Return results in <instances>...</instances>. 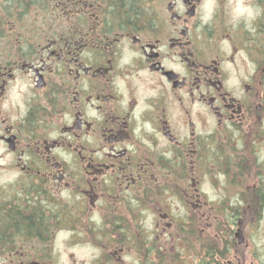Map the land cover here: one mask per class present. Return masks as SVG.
Here are the masks:
<instances>
[{"label": "flooded vegetation", "instance_id": "flooded-vegetation-1", "mask_svg": "<svg viewBox=\"0 0 264 264\" xmlns=\"http://www.w3.org/2000/svg\"><path fill=\"white\" fill-rule=\"evenodd\" d=\"M264 0H0V264H260Z\"/></svg>", "mask_w": 264, "mask_h": 264}, {"label": "rangeland", "instance_id": "rangeland-1", "mask_svg": "<svg viewBox=\"0 0 264 264\" xmlns=\"http://www.w3.org/2000/svg\"><path fill=\"white\" fill-rule=\"evenodd\" d=\"M258 216V221L260 220V218L262 220L258 222V226L254 234V239L257 243L258 248V261L260 264H264V214L262 215V217L261 215Z\"/></svg>", "mask_w": 264, "mask_h": 264}]
</instances>
